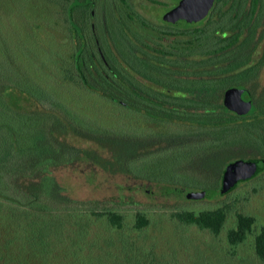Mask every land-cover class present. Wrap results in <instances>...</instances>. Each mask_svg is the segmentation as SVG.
I'll return each instance as SVG.
<instances>
[{
    "label": "rangeland",
    "instance_id": "374dc122",
    "mask_svg": "<svg viewBox=\"0 0 264 264\" xmlns=\"http://www.w3.org/2000/svg\"><path fill=\"white\" fill-rule=\"evenodd\" d=\"M68 1L0 0V74L3 76L0 86L9 87L3 92L6 102L11 106H20L24 111L41 112L40 122L50 115V128H55L53 123L56 121L66 127L64 131L57 130L55 135L58 138L99 156L111 157L110 149L88 136L95 137L94 135H99L97 133L104 132L158 141L147 147L145 155L149 152L160 154L159 150L167 149L148 165L136 164L143 175L120 169V166L119 170L113 172L86 156H81L72 164L51 169L67 196L84 206L87 211L108 210L121 214L128 229L135 223L136 214H143L153 222L147 227L149 235L164 230L162 227H171L175 222L173 213L224 208L226 220L217 236L202 235L195 227L188 231L195 234L203 246L214 243L217 248L227 251L225 263L218 258L219 264H259L253 255L252 243L255 233L264 224V171L222 194L198 199L186 197V194L201 191L205 187H221V178L216 182L210 171L200 169L199 160L202 155L205 151L211 152L208 142L213 138L218 141L222 138L236 139L230 162L262 159L264 148H256L255 144L259 145L263 141L264 129L260 132L261 127L252 126L251 133L246 135L240 124L241 127L235 130L222 132L181 123L157 122L87 90L77 79L73 66V33L72 29H67L69 23L66 21L64 8ZM86 1L73 0L70 5L77 9H74V19L84 35L85 58L90 69L88 77L91 83L93 77H97V70L101 71V55L105 60L114 61V56H120L121 52L132 68L137 67L131 70L134 72L132 76L141 83L145 91L174 92L176 89L168 88V83L171 80H183L182 84L186 82V86L179 90L185 94L182 98L191 103H200L204 101V96L218 94L216 87H197L194 73L189 69L185 72H181L183 69L180 68L169 72L164 69L167 63L174 61L184 68L195 63L185 60L183 48L190 45L191 40L193 43L194 36L202 33L201 41L207 42L214 29L222 30L227 27L228 25L215 24L218 13L212 11L201 25L195 27L196 30L181 29L167 27L161 21L163 12L176 0H91L93 5L85 9L83 7ZM194 42L197 50L196 41ZM167 50L173 51L174 55L168 54ZM137 53L143 54L145 59L159 66L143 70L139 63L141 55ZM194 55L195 53L191 59L196 60L197 56ZM90 57L94 64L89 61ZM26 86H40L48 97L39 95L34 99L25 92L29 90ZM198 103L192 106L193 116L201 110L197 107ZM24 111L21 113H26ZM228 114L231 115L230 112ZM244 134L246 137L242 136ZM218 146L224 145L220 142ZM15 169L10 170L13 175ZM16 171L20 172V169ZM166 187H183L184 196L175 193L157 195V192ZM9 197L0 195L3 208L15 207L8 200ZM101 206L106 207V210H102ZM29 211L34 214L43 213ZM238 213L253 217L254 225L239 246L227 249L226 230L233 225ZM162 251H166L165 246Z\"/></svg>",
    "mask_w": 264,
    "mask_h": 264
},
{
    "label": "trees",
    "instance_id": "16d2710c",
    "mask_svg": "<svg viewBox=\"0 0 264 264\" xmlns=\"http://www.w3.org/2000/svg\"><path fill=\"white\" fill-rule=\"evenodd\" d=\"M72 2L73 0H69L66 5L68 8H64L66 21L69 23L67 29H72L73 33V66L77 79L87 90L157 122L181 123L222 132L242 126L246 135L251 133L252 126L257 125L254 122L240 123L241 119H248L250 116L230 115L222 104L223 89L236 84L240 79L239 73L229 77L212 75H224L248 63L256 46L253 39L257 25H264V0H216L211 12L218 13L216 25H228L224 27L228 30L227 33L223 34L222 29L220 35L213 34L207 42L201 41L202 33L192 37L194 45L191 40L190 45L183 48L185 60L195 61L191 62V67L184 68L177 61L163 63L166 64L164 69L167 72L178 70L177 68L183 69L181 72L187 69L194 72L197 87L208 88L210 78L217 79L218 94L204 96V101H200L197 106L201 110L194 116L191 101L181 99L185 94L179 89L186 86L185 81L184 84L183 80H171L168 83L167 87L181 92L180 95L145 91L141 83L132 76L134 72L131 70L137 67L132 68L131 63L121 57V52L120 56H114V61L107 60V67L101 64V71L97 70V77H93L91 83L88 77L90 69L85 58V39L80 25L74 19L77 9L70 5ZM190 28L192 27L183 29ZM197 31L200 33V30ZM217 31L219 30L216 28L213 32ZM167 53L174 55L171 50H167ZM194 53L196 60L191 59ZM137 54L141 55L139 63L143 70L159 66L145 59L143 54ZM89 61L94 64L91 57ZM248 69L250 68L245 70ZM1 78L3 76L0 74V81ZM8 88L0 86V195H9L8 200L15 207L3 208L0 204V264H219L218 258L225 263L227 251L217 248L214 243L203 246L196 235L188 231L195 227L202 235L217 236L226 220L224 208L173 213L175 222L171 227H162L164 230L149 235L147 227L153 222L143 214H136L135 223L128 229L121 214L108 210L87 211L84 206L67 196L51 172L53 168L72 164L81 156H86L110 171L115 172L120 166V169L143 175L136 164L148 165L167 148L159 150L160 154L149 152L145 155L147 147L158 141L141 137L133 139L129 135L111 132L88 136L107 146L111 157L77 148L55 135L57 130L64 131L66 127L56 121L53 123L55 128H50V115L40 122L41 112L24 111L20 106L9 105L3 95ZM26 88L29 90L25 92L34 99L39 95L48 97L40 86ZM210 102L214 104L212 109L208 108ZM53 104L59 106L58 103ZM217 109L221 111L216 112ZM72 128L75 129L73 126ZM234 141L236 139L222 138L218 141L213 138L208 142L211 152L205 151L199 160L200 169L210 171L216 182L230 163V154L236 145ZM220 142L224 146H218ZM14 167L20 169V172L15 169L13 175L10 170ZM198 192L207 197L224 191L214 186L205 187ZM100 208L106 210L104 206ZM29 210L43 213L34 214ZM253 225V217L236 214L233 225L226 230L227 249L239 246L252 231ZM164 246L166 251H162ZM252 250L258 263L264 264V224L253 237Z\"/></svg>",
    "mask_w": 264,
    "mask_h": 264
},
{
    "label": "water",
    "instance_id": "95a60500",
    "mask_svg": "<svg viewBox=\"0 0 264 264\" xmlns=\"http://www.w3.org/2000/svg\"><path fill=\"white\" fill-rule=\"evenodd\" d=\"M215 0H180L176 6L169 9L163 16L164 19L173 21L178 26H191L205 19L213 8ZM172 94L180 95L181 92L172 91ZM224 99L231 101L230 111L236 115H245L251 108L250 94L245 88L231 87L224 91ZM264 171V159H239L230 162L221 176V190L226 191L236 187L238 184L247 181L260 172ZM148 192V191H147ZM175 193L184 196L183 187H166L157 195ZM186 197L198 199L204 194L191 191Z\"/></svg>",
    "mask_w": 264,
    "mask_h": 264
},
{
    "label": "flooded vegetation",
    "instance_id": "af4514ba",
    "mask_svg": "<svg viewBox=\"0 0 264 264\" xmlns=\"http://www.w3.org/2000/svg\"><path fill=\"white\" fill-rule=\"evenodd\" d=\"M179 1L180 0H176L170 8L165 10V12H163V16L169 9L176 6ZM215 2H216V0H215ZM89 5H93L91 3V0H87L86 4L84 5L83 8L86 9V8H88ZM214 5H215V3H214ZM211 10H210L209 14L211 13ZM91 14H93L92 11H91ZM130 18L132 19V16H130ZM161 21L163 24H165V26H171V27L181 28V29L186 28V27H192L193 29L196 30L195 27H197L198 25H201V23H200L201 21H200V22H198L194 25H191V26H178L174 22H169V23L166 22L167 19H164L162 16H161ZM142 25H145V24H142ZM218 30L219 31H217V32H213V34H219L220 35L222 32H220V29H218ZM227 31H228L227 29H224L223 34H226ZM244 31H246V29ZM253 40L256 43V46H255L254 51L250 55V59H249L248 63H246L242 67H239L238 69H236L232 72L229 71L228 73H225L224 75H212V76L229 77L231 74L237 75L239 73L240 79H238V82L236 84L229 85L223 89V91H222V104L225 106V110L227 112H230L231 114L236 115L232 111H230L231 101L229 99H227V100L224 99V97H223L224 91L228 88H231V87L247 89L249 94H250L252 108L247 114L240 115V116L236 115V116H239V117L250 116V118H248V119L244 118V119H241L240 121L241 122H254L255 124H257V126L262 128V130L260 131V132H262L264 129V81H263V78H264V25H257L256 31H255V39H253ZM98 51H100L99 48H98ZM121 57L123 58V55ZM101 60H102L103 65L105 67H107L108 62H107V60H105L103 58L102 55H101ZM246 68H250V69L245 70ZM103 73H104V71H103ZM192 73H194V72H192ZM211 74H213V73H211ZM194 77H195L194 79L196 81H194V80L193 81H194V83H197V77L195 74H194ZM210 79H211L210 80L211 84H209L210 85L209 87L215 88L216 83H217V79H214V77H211ZM165 92L172 94L171 93L172 91H170V90H167V91L165 90L162 93H165ZM181 99H184V98H181ZM197 103L192 102L193 105L197 104ZM210 103L211 104L208 105L209 106L208 108L212 109L214 107V104H213V102H210ZM262 139H263V141L261 142V144H259V145L255 144L256 148H262V149L264 148V135L262 136ZM258 140H260V138H258ZM262 159H264V157H262Z\"/></svg>",
    "mask_w": 264,
    "mask_h": 264
}]
</instances>
